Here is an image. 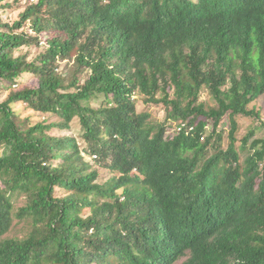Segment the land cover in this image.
I'll use <instances>...</instances> for the list:
<instances>
[{
	"label": "trees",
	"instance_id": "trees-1",
	"mask_svg": "<svg viewBox=\"0 0 264 264\" xmlns=\"http://www.w3.org/2000/svg\"><path fill=\"white\" fill-rule=\"evenodd\" d=\"M12 7L16 20L0 16V264H264V141L250 130L236 147L237 118L260 120L264 0H0ZM23 47L42 52L28 61ZM23 75L32 84L2 101ZM16 103L58 122L28 126ZM74 119L104 183L75 137L50 134ZM14 220L30 230L3 238Z\"/></svg>",
	"mask_w": 264,
	"mask_h": 264
},
{
	"label": "rangeland",
	"instance_id": "rangeland-1",
	"mask_svg": "<svg viewBox=\"0 0 264 264\" xmlns=\"http://www.w3.org/2000/svg\"><path fill=\"white\" fill-rule=\"evenodd\" d=\"M34 2L36 0H27ZM25 1L21 3V5H25ZM21 9L16 7L2 9L0 11V16L3 22H13L18 18V14L20 13ZM42 52V48H35V47H23L16 51L15 55H25L28 61H32L39 53ZM73 62L66 61L59 64V72L66 74L72 68ZM32 84L31 76L30 75H23L18 79L16 84H11L9 82H4L2 85V98L1 100H5L7 95L12 90L21 89L24 86H30ZM200 102L205 103L208 106H214L213 100L209 97L207 91L203 90L200 95ZM93 107H96L97 104L94 102L92 103ZM251 109L256 110L260 114V120H254L251 118H244L238 117V131L236 133L237 142L236 147L239 148L241 146V139L245 137L250 130L254 131V137L250 140L253 141L254 139H260L264 141V127L262 124L264 123V95L254 101L250 106ZM12 111L17 116L20 121H27L28 126H34L39 123H44L49 125L51 123H57L58 119L54 115L50 114H42L38 112H34L26 108V106L22 103H16L11 105ZM136 110L138 112H146L150 115L151 119L155 122H163L165 118V112L161 105L155 104H145L142 99L138 100ZM175 123H171L173 126ZM174 127V126H173ZM220 129L223 131V147L228 145V132H229V123L227 119H224L220 123ZM209 129H211V125H209ZM51 135L54 136H70L75 137L80 149L82 156L84 157L85 161L88 162L93 170L98 171L99 173V183H104L110 178L109 172L104 170L100 164H98L95 157H90L89 154L84 152L86 149L85 144L81 141V125L78 119H74L70 124L69 130L66 131H59L54 129L50 132ZM242 158L246 156V153H241ZM21 203L16 205L20 206ZM30 230L28 223L25 222H17L16 220L13 221L12 227L10 231L3 236V238H12V239H21L23 238L28 231Z\"/></svg>",
	"mask_w": 264,
	"mask_h": 264
},
{
	"label": "built area",
	"instance_id": "built-area-1",
	"mask_svg": "<svg viewBox=\"0 0 264 264\" xmlns=\"http://www.w3.org/2000/svg\"><path fill=\"white\" fill-rule=\"evenodd\" d=\"M173 126H174V130L176 132H180L183 129H186L187 128L185 123H175ZM191 130H192V127H188L187 128V131H191Z\"/></svg>",
	"mask_w": 264,
	"mask_h": 264
}]
</instances>
